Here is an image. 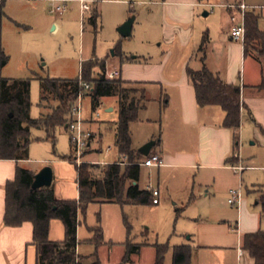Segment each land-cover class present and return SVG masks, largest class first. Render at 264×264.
I'll return each instance as SVG.
<instances>
[{
  "label": "rangeland",
  "instance_id": "374dc122",
  "mask_svg": "<svg viewBox=\"0 0 264 264\" xmlns=\"http://www.w3.org/2000/svg\"><path fill=\"white\" fill-rule=\"evenodd\" d=\"M3 1L5 19L2 45L10 63L2 70L1 77L31 81L33 120L47 115L40 108L42 88L38 80H78L82 64L92 60L105 64L106 73L120 72L127 81L162 84L147 87L150 103L141 112L140 122L132 126L135 145L141 147L156 136L164 139L169 151L199 156L195 161L191 156L185 158V167L179 169L143 168L141 188L149 186L154 191L160 190L159 207L94 205L89 208L86 217H81L80 222L84 239L92 237L90 228L101 227L107 242L118 248L128 241L136 245H169L171 250L166 264H173L174 248L186 245L183 235L191 226L189 219L207 215L210 209H232L228 204L229 197L223 196V191L229 186L227 180L218 184L216 192L211 190L212 196H207L214 186L215 175L202 168L205 151L199 144L195 130L182 126L175 119L173 108L166 111L161 108V98L165 94L176 95L168 84L185 72L191 59L200 51L205 33L210 35L208 55L214 58V51L218 48L215 45L220 43L223 29L230 25L231 13L218 6L227 2L214 0L211 5L215 8L212 9L200 7L204 3L198 0L195 9L177 10L163 6V0H89L96 4L101 16L96 31L88 23L91 13H86L82 18L80 4H69L65 15L59 18L51 14L54 4L49 0ZM232 3L237 10L246 3L249 12L256 11L261 16L260 28L264 31V0H232ZM132 9L134 14L131 13ZM130 20H135L133 36L124 39L119 30ZM21 26L30 30H20ZM55 26L57 28L53 33ZM253 60V56L248 58L247 71ZM100 74V70H96L95 78ZM116 104L115 99H107L94 111L90 98L78 102L80 115L74 122H82L83 131L91 134L92 139L96 138L92 144V151L95 152L85 158V153L89 151L84 152L82 160L85 164L109 166L119 162L115 126L118 112H108L114 110ZM46 137L44 131L32 132L30 161L26 163L30 169H40L39 161L45 156L51 159L55 156H72L71 141L75 140L76 134L64 128L58 129L56 150ZM250 145L244 152L241 144L239 154L242 160H248V155L255 149ZM193 163L195 168L190 167ZM237 177L241 185L243 177ZM243 190L245 199L246 190ZM177 210H184L180 218L177 217ZM93 252V247L82 246L84 256ZM109 261L110 257L104 256L105 264H110ZM95 263V259L85 262Z\"/></svg>",
  "mask_w": 264,
  "mask_h": 264
},
{
  "label": "trees",
  "instance_id": "16d2710c",
  "mask_svg": "<svg viewBox=\"0 0 264 264\" xmlns=\"http://www.w3.org/2000/svg\"><path fill=\"white\" fill-rule=\"evenodd\" d=\"M5 19V2H0V161H22L29 158L33 143L32 132L44 131L46 140L51 142L54 150L57 146V130L64 128L70 131L74 123L73 110L80 100L90 98L93 110L96 111L105 99H117L119 120L116 123V147L127 164L101 167L91 164L78 165L76 151L71 141L72 156L62 158L65 162L75 164L78 174L80 192L79 202H59L54 187L39 191L33 190L35 174L18 169L15 181L6 187L5 226L21 228L27 223L34 226V246L38 252V264H85L88 259L77 254L80 227L79 216L87 215L92 205H120L135 207L154 206L152 192L142 190V164L147 158L134 150L131 127L140 122V114L150 103L145 85L124 82L121 78L110 81L106 78V66L97 60L82 64L81 76L78 80L39 79L41 84L40 108L46 112L43 118H31V81L8 80L1 77V72L10 63L2 45V30ZM261 16L256 12L246 15L245 55L250 57L256 53L264 72V33L260 29ZM101 16L95 11L89 24L98 31ZM199 51L203 54L202 62L210 44V36L205 35ZM101 74L95 78V71ZM187 76L196 93L197 104L201 109L217 107L226 115L223 127L235 133V147H240V131L242 124V89L226 84L219 76L211 73L207 67L201 71L187 68ZM90 91H86L85 87ZM264 90V83L260 88ZM166 96L162 99V111L166 109ZM162 145V138L157 141L156 148ZM89 146L87 151H89ZM56 154V153H55ZM88 156L86 152L84 157ZM264 218V194L260 199ZM52 221H61L66 229V240L63 243L50 241ZM94 239L90 242L99 249L105 243L101 228L91 229ZM126 256L122 264H131L132 258L139 255L144 246L132 241L126 244ZM156 263L166 264L171 250L169 245H155ZM243 251L248 253L255 264H264V232L247 235L243 239ZM194 251L190 247L174 249L173 264H192ZM100 264L98 256H94Z\"/></svg>",
  "mask_w": 264,
  "mask_h": 264
},
{
  "label": "crops",
  "instance_id": "0c3cea01",
  "mask_svg": "<svg viewBox=\"0 0 264 264\" xmlns=\"http://www.w3.org/2000/svg\"><path fill=\"white\" fill-rule=\"evenodd\" d=\"M49 1L54 4V7L62 1H66L67 5L80 4L79 10L81 11L82 18L86 13H91L93 15L95 11H98L96 4L90 3L91 1L89 0ZM81 1L87 2L90 6L94 5V7L91 6V10L83 14ZM197 1L198 0H163V3L161 4L166 8L172 7L177 10H183L187 8L195 9L198 6ZM199 1L204 3L200 5V7L215 8V6L211 5L214 0ZM223 1H226L227 3L225 5L218 6L227 9L231 13L230 25L229 27L223 29L222 36L220 37V43L215 45L218 48L214 51V58L211 59L209 57L208 47L206 60L205 62H202L203 54H200L198 51L191 59L190 64L186 66L185 72L181 75V77L168 84V86L175 90L176 95L167 96L165 94L161 99L165 96L168 98L165 111L173 108L176 114L175 119L179 121L182 126L194 129L197 134L199 144L205 151V163L202 168L208 172H213L215 175L214 186L210 188L207 196H212L211 190L216 192L218 184L227 180L229 186L226 188V191H223V196L229 197L231 189L234 190V188H237L239 187L238 185H240L238 177L231 167L233 165H237L238 163H242L246 168L242 175L243 179L241 180L240 185V187L246 190L245 199L241 209L238 210L233 207L228 211L210 209L207 215L192 217L189 219L191 226H189V229L183 235L186 237V245H182L181 247H190L194 251L192 264H255L248 253L243 251V239L247 235L264 232V218L262 216V209L260 206V199L264 194V90L260 89L264 83V72L263 65L259 62L256 53L252 55L254 60L247 71V61L249 57H246L245 55V44L234 42L231 37V19L234 16H238L239 11L237 10V6L232 3V0ZM0 2L4 1L0 0ZM132 10L131 13L134 14L135 12ZM208 16L209 15L207 14V17ZM56 28L57 26L54 27L53 33L56 31ZM19 29L26 32L30 30V28L22 26L19 27ZM261 31L264 33L262 29ZM206 34L209 35V33H205V35ZM188 67L194 71H201L204 67H207L211 73L219 76L226 84L237 86L242 89L243 110L240 131V146L243 144L244 152L250 143L251 148H255L253 149L251 155H248V160H242V157L239 154L240 147L239 150H236L235 133L223 127L226 118L225 113L217 107L201 109L198 106L195 89L187 76ZM121 79L127 83H135L124 79L122 74ZM136 84L145 85L148 96V86H162L160 83L136 82ZM115 100L117 101V99ZM114 111L118 112L119 117L118 101L116 108L114 110H109L108 112L112 113ZM95 139L96 138H93L90 141L88 155L95 152L92 151V144L95 142ZM157 141L158 138L156 136H152L144 143V145L137 147L133 139V147L135 151L140 153L145 146L150 143L157 144ZM152 155L160 156L164 162V166L159 168V170L170 168L179 169L185 167V158L191 156L195 161L197 156H199L198 154L189 155L181 152L169 151L165 146L164 139H162V145L160 148H156L155 145L150 156ZM236 156L238 158H236ZM55 157L56 158L51 159L45 156L39 161L41 167L36 171L26 166V163L30 161V151L29 158L27 160L15 162L0 161V264H38V252L37 248L34 246L33 224L27 223L21 228L15 229L6 227L4 222L6 217L7 201L6 187L9 183L15 181L18 169L30 171L37 176L45 168H51L54 173L53 187L57 200L59 202H79L80 192L75 164L65 162L61 157ZM124 162V158L120 156L119 162L112 165L123 164ZM76 163L79 166L85 164L83 160L78 163L77 157ZM143 164L142 170L143 168H146ZM194 165L195 163H193L192 166L190 165V167L195 168ZM96 166L107 167L106 165ZM141 180L139 184L135 183L134 186H139L141 188ZM148 188L149 186L141 189L148 191ZM158 192L160 193V190ZM159 206L160 204L155 207ZM183 212L184 210H177V217L180 218ZM81 217L84 216L80 214L79 222L81 221ZM96 228H90V230ZM82 231L83 227L80 222L78 230L79 246L77 250V254L80 258L93 260L94 256L97 255L99 263L105 264L104 256H108L110 257V264L123 263L126 256V244L119 246L118 248L115 244L108 243L103 231L105 243L102 247L96 249V247L90 243L94 239V234L90 232L92 237L84 239L85 237H83ZM65 240L66 229L64 224L61 221H52L50 227V241L52 243H63ZM84 244L93 247L94 252L88 256H84L82 253V246ZM142 246H144L142 252L132 258L131 264H141V262L142 264H155L157 256L155 247L149 245ZM146 259L147 261L145 262Z\"/></svg>",
  "mask_w": 264,
  "mask_h": 264
},
{
  "label": "built area",
  "instance_id": "2783aa9c",
  "mask_svg": "<svg viewBox=\"0 0 264 264\" xmlns=\"http://www.w3.org/2000/svg\"><path fill=\"white\" fill-rule=\"evenodd\" d=\"M81 8H82L83 14L91 10V6L85 1H81ZM67 9H68V5L66 1H62V2H59L54 7L51 14L57 17H62L67 12ZM238 11H239L238 16H234L231 19L232 21L231 37L234 42L245 44L246 35H247L246 15L249 12V7L245 3H243L238 7ZM106 78L110 81H115L121 78V73L117 71L112 72V73H107ZM85 90L90 91V88L86 86ZM79 115H80V108L78 107L74 108L73 110L74 119H76V117ZM70 132L72 134H76L75 140L73 139V146L76 151L77 162L80 163L85 150L87 149V147L90 144V141L92 140V135L87 134L85 133V131H83L82 122H80L79 120H75V122L71 125ZM237 156L236 158H238ZM124 160H125L124 165H126L127 161L126 159ZM143 166L146 168H158L159 169L164 166V162L160 156L152 155L144 162ZM231 168L237 176H242L246 170V168L243 166L242 163L233 165ZM148 191L153 193V196H154L153 205L158 206L160 204L158 200L160 198V193L152 190L151 188H148ZM243 201H244V191L242 187L231 190L229 192L228 204L231 207L239 210L242 207Z\"/></svg>",
  "mask_w": 264,
  "mask_h": 264
},
{
  "label": "water",
  "instance_id": "95a60500",
  "mask_svg": "<svg viewBox=\"0 0 264 264\" xmlns=\"http://www.w3.org/2000/svg\"><path fill=\"white\" fill-rule=\"evenodd\" d=\"M207 17V15H206ZM135 20H130L127 22L120 30L119 33L124 39H130L133 36ZM156 143H150L141 150L142 156L148 158L154 149ZM54 183V173L51 168H45L40 174L35 176V182L33 185L34 191H39L43 189H48L53 186Z\"/></svg>",
  "mask_w": 264,
  "mask_h": 264
}]
</instances>
